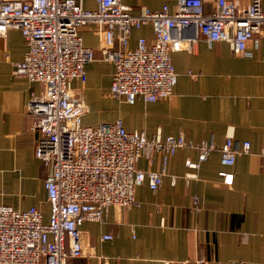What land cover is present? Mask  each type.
<instances>
[{
    "label": "crops",
    "instance_id": "obj_1",
    "mask_svg": "<svg viewBox=\"0 0 264 264\" xmlns=\"http://www.w3.org/2000/svg\"><path fill=\"white\" fill-rule=\"evenodd\" d=\"M214 2L203 0L205 13L213 11ZM124 3L132 13L142 7L159 10L165 4L173 11L176 0ZM83 7L94 9L95 3L83 0ZM79 33L83 44L93 48V61L85 66L86 81L71 83L88 107L84 125L121 118L127 131H142L149 138L158 132L163 137L183 134L193 141L213 135L217 144L232 133L238 142L249 141L250 148L238 154L230 167L220 164L218 152L209 154L197 178L188 184L182 177L189 171L184 162L195 160L198 152L178 149L160 188L151 191L144 183L136 189V205L111 206L101 222H83L86 255L68 264H264V154L260 153L264 150V38L252 49L253 56L245 57L234 54L225 41L208 47L200 37L191 52L171 53L177 74L172 96L129 104L110 94L113 64L99 50L102 39L96 26L87 24ZM140 36L150 40L151 27L133 30L129 48L136 46ZM249 47L253 48L251 42ZM26 49L17 30L0 38V205L19 210L36 206L48 222L47 169L34 155L36 135L27 131L30 119L25 113L31 94H39L43 86L12 74L13 64L22 60ZM160 164L157 154L152 162L139 159L137 167L150 171ZM221 170L233 173L232 184L223 183ZM172 174L177 176L174 185ZM193 196L200 198L196 206ZM104 234L113 238L104 240Z\"/></svg>",
    "mask_w": 264,
    "mask_h": 264
},
{
    "label": "built area",
    "instance_id": "obj_2",
    "mask_svg": "<svg viewBox=\"0 0 264 264\" xmlns=\"http://www.w3.org/2000/svg\"><path fill=\"white\" fill-rule=\"evenodd\" d=\"M93 1L94 9H86L83 0H0V38L17 30L27 47L12 74L43 86L39 94H31L25 113L30 119L27 131L36 135L34 155L47 169L44 188L49 206L44 222L36 206L19 210L0 205V264H68L86 255L83 222H101L111 206L136 205V189L144 183L151 191L160 188L178 149L198 152L195 160L184 162L189 170L182 176L186 184L197 178L209 154L218 152L220 164L230 167L238 154L249 152L250 142H238L232 133L217 144L213 135L193 141L183 134L163 137L158 132L149 138L142 131H127L121 118L84 125L88 107L71 83L86 81L85 66L93 61V48L83 44L79 29L94 24L102 39L99 50L113 64L110 94L129 104L167 99L177 81L171 53L191 52L200 37L208 47L225 41L234 54L253 56L252 49L264 38L261 0L247 4L215 0L211 13H205L203 0H176L173 11L165 4L159 10L142 7L138 13H132L124 0ZM146 25L152 38L140 36L129 48L132 31ZM157 154L159 169L137 167L139 159L152 162ZM218 175L224 184H232L233 173L221 170ZM176 179L170 175L171 184ZM199 201L193 196L195 206Z\"/></svg>",
    "mask_w": 264,
    "mask_h": 264
},
{
    "label": "rangeland",
    "instance_id": "obj_3",
    "mask_svg": "<svg viewBox=\"0 0 264 264\" xmlns=\"http://www.w3.org/2000/svg\"><path fill=\"white\" fill-rule=\"evenodd\" d=\"M90 117H91V115H90ZM95 117V116H94Z\"/></svg>",
    "mask_w": 264,
    "mask_h": 264
}]
</instances>
